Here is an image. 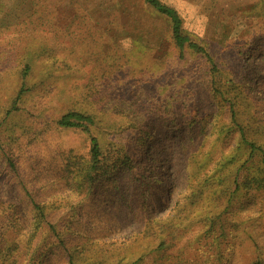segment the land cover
<instances>
[{
    "label": "rangeland",
    "instance_id": "obj_1",
    "mask_svg": "<svg viewBox=\"0 0 264 264\" xmlns=\"http://www.w3.org/2000/svg\"><path fill=\"white\" fill-rule=\"evenodd\" d=\"M161 1L180 12L195 41L218 40L232 28L217 60L249 84L238 121L255 137L259 126L264 130V0ZM148 4L0 0V264H70L72 258L79 264H156L155 234L131 246L128 256L115 249L154 219L172 230L167 264H184L181 252L197 259L193 242L207 230L211 212H223L225 222L232 215L236 224L229 228L233 235L228 229L220 240L226 264H264V187L223 196L236 187L237 174L242 182L257 167L245 162L249 149H239L232 109L215 98L200 58L177 62L170 23ZM27 60L34 70L24 78ZM188 62L190 72L184 70ZM167 101L174 102L169 111ZM74 108L99 114L104 121L92 134L102 146L113 147L116 157L139 158L148 170L139 174L133 164L132 179L128 170L111 171L91 191L67 179L63 154L87 157L91 146L90 134L57 124ZM132 122L147 132L108 129ZM255 140L264 146V136ZM255 154L261 166L263 154ZM212 174L219 180L208 182ZM138 177L153 182L142 204L135 198ZM35 202L47 215L41 226Z\"/></svg>",
    "mask_w": 264,
    "mask_h": 264
},
{
    "label": "trees",
    "instance_id": "obj_2",
    "mask_svg": "<svg viewBox=\"0 0 264 264\" xmlns=\"http://www.w3.org/2000/svg\"><path fill=\"white\" fill-rule=\"evenodd\" d=\"M147 2L149 3L148 5L152 7L158 14H160L163 18L168 19L170 23L172 42L178 52L177 62L183 65V63H187L186 61H188V58L196 56L194 60H198V58H200L208 66V71L212 79L211 81L214 96L216 99H219L218 101L221 105H224L225 101L230 105L234 121L236 122H234V125H236L235 128H238L241 132V144L239 145V149L247 148L250 151V154L245 162L247 164L252 163V165L257 166L255 173L247 174L242 182H239L237 174L233 179V184H235L236 187L231 189H229L228 187L223 196L228 195L229 193L230 197H232L236 195L241 187L244 188L243 191L248 192L251 191V189H262L264 187V169L262 168L264 167V146L258 144L257 140L255 139L264 136V130L261 129L262 126H259L260 131L255 132V137H249L246 131L247 129L244 128L238 121L237 106H240V103L242 102H248V100L250 99L248 93L244 92L245 89H247L248 91L249 84H244V81H237L234 74L235 72H233V70L221 68L217 60V57L220 54V48L227 46V42H229L233 36L232 28L224 29L223 34L218 35V40H211L214 42H211L210 40H205L203 42L195 41L186 31L184 18L175 7H172L162 2L161 0H147ZM27 62L28 63L26 64L22 72L24 78L34 70L33 62L28 60ZM193 63L195 62L193 61ZM175 66L179 67L177 65ZM190 67L191 65H189L188 62V65L184 70H187L188 68V71L190 72ZM184 73L186 74V76H190L189 73ZM244 85H247L246 88ZM24 93L25 91L22 87L18 92V99L21 98ZM242 98L243 100H241ZM173 100H175V98L172 99V101ZM170 103L174 104V102L167 101L166 105H164L163 108H166L167 111L171 110ZM103 121V118L100 117V115L96 112H86L81 108H74L68 111L57 122V124L61 128L80 129L84 133L91 135V146L87 157L75 156L73 154V151L63 154V170L66 172L67 179H75L77 182H79V188L82 190L86 188L90 189L96 181L109 176L111 171L120 168L128 170L130 173V178L132 179V167H134L133 164L137 165L136 167H138L139 169V174H141L142 170H148L143 162H137L139 158L137 159L131 157L129 154H124V152H119L120 155L116 157L112 153L113 147L106 149L104 145L102 146L99 137L92 134V132H94V129L99 127L103 123ZM131 126L132 130L129 129ZM114 127L115 126L110 125L108 129H110L112 132L116 129L120 130L121 132L131 131L133 133L132 135H138V133L145 134V132H147L146 129L142 127V125L136 122H132V125L129 124V126L125 123H122L119 125V127ZM124 150H127V148ZM257 151H260L263 154L262 160L260 162V165L262 167L258 165L259 161L257 162V158L255 156V153ZM213 173L216 175L217 171L216 173L215 171H213ZM214 174L208 177V182L212 183V181H209L211 179L219 180L220 177L216 178ZM224 181L225 179L221 181V186L224 184ZM135 183V198L138 204H142L141 201L146 197L153 182L151 180H145V177H138ZM215 193L217 194L216 191ZM221 193L222 192H220V194ZM34 207L38 212L35 224L41 226L47 220L46 212L44 208L37 202L34 203ZM231 217L228 222H225L223 218V212L214 214L213 212H211L210 214H208L205 218L206 223L208 224V226H206L207 230H203L201 232V239L193 242L195 246H192L195 250L194 258L197 259L189 261V256H187V253L181 252L179 255H182L183 257L182 263L199 264L200 259H206L207 262L211 259H215L218 260V264H226L224 256L220 251V247H222V245L220 244V240L222 239V235H224L225 233L227 234V230L230 227H232L233 230V228L236 226L235 221L232 220ZM47 223L53 233H55L58 238H60V234L58 233L55 226L48 221ZM175 227H180V225L177 224ZM170 230L171 228L166 224H161L159 219H154L147 228L139 233H136V235H132L130 243L121 244L119 245V247H115V249L121 252L123 257L128 256L131 246L133 249L136 242H140L141 240L149 237V235L155 234L154 236H156L157 240L160 241L156 248L159 251L158 258H156V264H167L168 261L173 258V254L169 253L171 238L173 240V234H169ZM218 233H220V235ZM203 234H205V236H203ZM231 235H233L232 231H230V236ZM91 243L92 245L89 248L93 247L95 242ZM133 256L135 255L132 250V257ZM162 258L165 261L161 260ZM75 259L72 258L70 264H79L77 259Z\"/></svg>",
    "mask_w": 264,
    "mask_h": 264
}]
</instances>
